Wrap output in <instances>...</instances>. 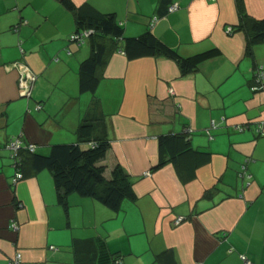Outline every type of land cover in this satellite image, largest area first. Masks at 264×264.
<instances>
[{
	"label": "crops",
	"instance_id": "crops-1",
	"mask_svg": "<svg viewBox=\"0 0 264 264\" xmlns=\"http://www.w3.org/2000/svg\"><path fill=\"white\" fill-rule=\"evenodd\" d=\"M70 1L75 10L61 0H0V264L17 252L23 264H245L242 255L264 264V43L247 52L238 27L244 15L264 19V0ZM76 14H112L123 38L150 32L181 58L216 52L182 74L165 56L127 58L124 40L114 39L96 90L80 92L90 46L69 41ZM16 64L35 76L28 97ZM88 109L109 143L96 165L107 180L119 165L132 183L135 199L117 212L76 193L60 203L51 173L34 169L23 150L13 182L9 140L41 155L77 144ZM168 134L207 154L157 167Z\"/></svg>",
	"mask_w": 264,
	"mask_h": 264
},
{
	"label": "trees",
	"instance_id": "trees-1",
	"mask_svg": "<svg viewBox=\"0 0 264 264\" xmlns=\"http://www.w3.org/2000/svg\"><path fill=\"white\" fill-rule=\"evenodd\" d=\"M69 10H75L70 0H61ZM78 28L74 33L89 29L90 53L84 59L78 70L79 91L93 93L99 82L98 71L105 63L110 44L116 39L124 40V53L129 59L144 56H165L178 62L182 74L193 72L204 60L215 55L216 50L197 54L188 58H181L166 47L150 32L137 38H123L122 28L112 14H99L95 17H85L76 14ZM246 28V50L250 52L255 44L264 43V19L257 20L242 16L238 26ZM115 39V40H114ZM85 41V42H86ZM90 109V108H89ZM82 117L77 128L79 142L77 144L53 145L47 155L30 152L26 147L23 151L31 154L34 169H47L53 178L57 190V199L64 204L71 193L97 200L112 211H119L124 200H134L132 183L127 172L119 165L115 166L110 179L103 176L104 167L97 166V162L104 158L109 147L106 135L96 134L97 129L104 123L101 119L92 118L90 110ZM183 135H163L159 137V159L157 167L169 162H175L177 157L194 152ZM20 150V151H21ZM20 153V152H19ZM20 156V154H19ZM23 165L20 157L19 172Z\"/></svg>",
	"mask_w": 264,
	"mask_h": 264
},
{
	"label": "built area",
	"instance_id": "built-area-1",
	"mask_svg": "<svg viewBox=\"0 0 264 264\" xmlns=\"http://www.w3.org/2000/svg\"><path fill=\"white\" fill-rule=\"evenodd\" d=\"M178 9V5L177 4H173L171 6H169L168 10L169 12L175 11ZM153 24V23H152ZM229 32H231V29H229ZM91 34V31L89 29H85L80 31L79 33H72L69 36V41L72 43H76L77 45H81L83 43H85L86 39L88 38V36ZM17 65V69H18V73H19V78H18V87H19V91L21 92L22 95L28 97L31 93V90L33 88V84L35 82V76L34 74L29 70L28 67L23 66V65ZM255 82L256 85L261 86L262 82H263V67L259 66L257 67V69L255 70ZM256 85L254 87H252V90H256L258 87H256ZM214 125V123H212ZM262 125L258 126V131L261 132L262 134H264V132H262ZM23 147H26L30 152H33L35 150V146L33 144H25L22 145V140L20 137L17 138H13L11 140L8 141V143L6 144V149H8L9 151V155L10 158L13 160L14 162V167L16 169V173L15 176L13 178V182H17L20 178H21V173L19 172V165H20V157H19V152L21 149H23ZM145 175H149L148 172L145 173ZM239 176L241 178H245L248 177V174L246 172V169L244 166H242V170L239 173ZM184 220V217L182 216H178L176 217L175 224H178L180 222H182ZM13 228L16 229L17 228V224L13 223ZM241 259L244 261L245 264H249V260L245 258V256H241ZM121 260H115V264H120ZM9 264H23L22 263V257L21 254L19 252L15 253L13 258L10 260Z\"/></svg>",
	"mask_w": 264,
	"mask_h": 264
}]
</instances>
